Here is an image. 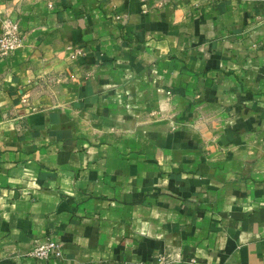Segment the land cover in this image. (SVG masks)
Returning <instances> with one entry per match:
<instances>
[{"label": "crops", "instance_id": "obj_1", "mask_svg": "<svg viewBox=\"0 0 264 264\" xmlns=\"http://www.w3.org/2000/svg\"><path fill=\"white\" fill-rule=\"evenodd\" d=\"M0 264H264V0H0Z\"/></svg>", "mask_w": 264, "mask_h": 264}, {"label": "built area", "instance_id": "obj_2", "mask_svg": "<svg viewBox=\"0 0 264 264\" xmlns=\"http://www.w3.org/2000/svg\"><path fill=\"white\" fill-rule=\"evenodd\" d=\"M22 42L18 25L11 20L2 22V31L0 32V59L9 56L17 49ZM30 256L44 264L52 259L59 260L63 257L62 245L53 240L52 236H47L45 241L35 243Z\"/></svg>", "mask_w": 264, "mask_h": 264}]
</instances>
